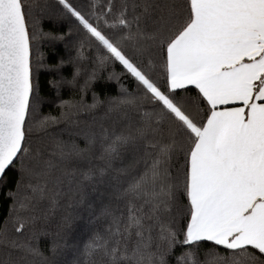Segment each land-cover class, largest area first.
Returning a JSON list of instances; mask_svg holds the SVG:
<instances>
[{"label": "snow or ice", "instance_id": "obj_1", "mask_svg": "<svg viewBox=\"0 0 264 264\" xmlns=\"http://www.w3.org/2000/svg\"><path fill=\"white\" fill-rule=\"evenodd\" d=\"M55 41L75 55L49 66ZM66 65L76 97L42 114L36 71ZM0 189V264H264V0H0Z\"/></svg>", "mask_w": 264, "mask_h": 264}, {"label": "trees", "instance_id": "obj_2", "mask_svg": "<svg viewBox=\"0 0 264 264\" xmlns=\"http://www.w3.org/2000/svg\"><path fill=\"white\" fill-rule=\"evenodd\" d=\"M47 2L53 3L54 0H47ZM41 28L45 32L67 33L69 24L67 21L63 20L44 19L41 22ZM67 39L71 40L70 37ZM39 52L43 55L46 65L49 66L57 63L61 57L67 59L70 55H75L72 43L69 42L66 46L65 42L63 41L42 43ZM117 71H119V68H117ZM70 74L71 65L64 66L59 73L48 71L46 68H41L36 71L39 95L42 100V114L56 115L60 111L59 104L61 100H71L76 97L75 90H73L68 85H64L60 87L59 90H57L49 83L52 80L59 79L61 76L70 77ZM121 86L128 87L129 90H131L132 87L131 82L124 78H121L120 83H117L115 80L109 81L104 78L95 83L93 91L101 98L106 96H116L119 93ZM85 99L90 103L92 99V92H89ZM97 123H99V118H97ZM89 127H96V125L92 124L91 117H81L78 126L72 124L66 125L63 123L57 126L58 130H60L61 138L63 139H69L74 133L87 130ZM75 138L77 139V142H80V137L77 136ZM14 179L15 174L9 173L8 187H12V182ZM97 196V193L90 194V200L93 201L94 209L99 208V206L107 200L106 196L102 198H97ZM9 204L10 201L5 200L3 197V189H0V222H2L3 218L7 215ZM63 211L64 209H61V212ZM74 215L76 218L73 221L72 228L67 234V244L70 246H82L88 241L95 225L89 222L91 217L87 211L75 209ZM48 243V238H41L40 246L42 248H45ZM177 251H179V249H177ZM0 258H2V254H0ZM65 258L68 260L73 258V249L71 247L66 250Z\"/></svg>", "mask_w": 264, "mask_h": 264}]
</instances>
